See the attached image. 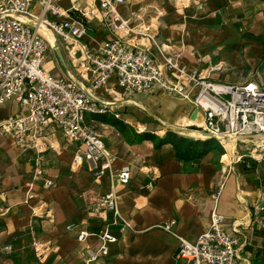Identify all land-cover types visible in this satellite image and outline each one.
I'll list each match as a JSON object with an SVG mask.
<instances>
[{
    "label": "crops",
    "instance_id": "obj_1",
    "mask_svg": "<svg viewBox=\"0 0 264 264\" xmlns=\"http://www.w3.org/2000/svg\"><path fill=\"white\" fill-rule=\"evenodd\" d=\"M185 2L178 10L175 0H127L121 11L150 24L159 43L180 51L181 62L189 69H212L213 81L264 88V0ZM95 37L102 40L108 35L98 30ZM153 52L160 60L157 50ZM60 65L67 74L68 68L61 61ZM105 100L114 104L110 111L88 115V120L113 155L112 169L132 166V182L119 207L134 231L111 244L104 264H188L176 258L177 235L159 225L176 219V234L193 243L209 229L216 211L244 237L241 264H264V213L252 214L255 206L264 205V155L249 157L241 142L228 141L222 147L217 141L214 147L199 145L180 157L177 148L184 142L160 138L167 125L191 127L193 107L188 101L160 90L133 94L128 101L114 102L112 96ZM25 111L16 100L0 103V122ZM57 138L61 140L60 133ZM74 150L73 145L62 144L61 150L43 154L44 169L55 182L47 189L32 180L37 153L21 152L0 134V247L13 246L11 253L0 251V264H86L82 255L86 243L78 241L79 230L110 225L119 235L112 214L109 221L88 214V206L110 189L109 171L96 181L86 164L74 166ZM152 180L155 187L147 190L145 185ZM30 190L34 197L28 199ZM218 191L215 201L212 194ZM72 222L78 227L67 229ZM36 240L49 253L46 259L37 257Z\"/></svg>",
    "mask_w": 264,
    "mask_h": 264
},
{
    "label": "built area",
    "instance_id": "obj_2",
    "mask_svg": "<svg viewBox=\"0 0 264 264\" xmlns=\"http://www.w3.org/2000/svg\"><path fill=\"white\" fill-rule=\"evenodd\" d=\"M126 3L127 0H0V103L16 100L26 110L2 120L0 134L11 139L21 152L37 153L32 180L47 189L55 182L44 169L43 154L61 150L62 144L75 147L74 166L86 164L96 181L106 171L110 173V189L88 206V214L105 221L112 214L111 222L119 235L110 225L96 231L79 230L78 241L86 243L82 250L86 264H104L111 244L127 231H134L119 207L123 191L132 182V166L112 169L113 155L88 120V115L106 114L114 106L105 97L112 96L114 102L128 101L133 94L160 90L188 101L193 110L198 108L204 120L195 119L190 126L215 135L222 144L264 138L263 87L213 81L209 75L212 69H189L181 62L180 51L159 43L150 24L138 15L121 11ZM186 5L185 0H175L178 10ZM198 6L202 9V4ZM98 30L107 32L108 37L96 39ZM56 43L69 70L67 74L59 67ZM243 157L239 155L238 160ZM154 187V180L145 185L147 190ZM219 196L220 191L212 194L215 201ZM32 197L30 190L28 199ZM262 213L264 205L252 210L254 216ZM176 223L171 219L159 227L177 235V259L188 264H241L244 237L238 228L228 227L224 215L214 212L209 229L193 243L176 234ZM77 227L74 222L66 226L70 230ZM33 247L40 260L48 257L40 241H34ZM0 251L11 253L13 246L0 247Z\"/></svg>",
    "mask_w": 264,
    "mask_h": 264
},
{
    "label": "water",
    "instance_id": "obj_3",
    "mask_svg": "<svg viewBox=\"0 0 264 264\" xmlns=\"http://www.w3.org/2000/svg\"><path fill=\"white\" fill-rule=\"evenodd\" d=\"M54 50L56 51V53H57V55L59 57V60L67 67L65 59L63 57V54L61 52V49H60L58 43L55 44ZM191 119L192 120L197 119L198 122H201V121L204 120V115L202 114V112L199 111L198 108H194L193 113L191 115ZM166 129H168V130L170 129V131H173V132H175L177 134H185V135L194 137L196 139H198L200 137V138H203V139H211V140L219 141V139L215 135H213V134H211L209 132H199L197 130H194L193 129V125L191 127H189V128H185V127L173 128L172 126L167 125Z\"/></svg>",
    "mask_w": 264,
    "mask_h": 264
},
{
    "label": "trees",
    "instance_id": "obj_4",
    "mask_svg": "<svg viewBox=\"0 0 264 264\" xmlns=\"http://www.w3.org/2000/svg\"><path fill=\"white\" fill-rule=\"evenodd\" d=\"M161 141H166V140H177L179 143L184 142L185 146H182L181 148H177V154L180 157H184L188 151L190 152L191 150L195 148H199V145L204 148H208L210 144L217 142L216 140H211V139H202V140H196L195 138H190V137H184L181 136L173 131L167 132V134L164 137L160 138Z\"/></svg>",
    "mask_w": 264,
    "mask_h": 264
},
{
    "label": "rangeland",
    "instance_id": "obj_5",
    "mask_svg": "<svg viewBox=\"0 0 264 264\" xmlns=\"http://www.w3.org/2000/svg\"><path fill=\"white\" fill-rule=\"evenodd\" d=\"M59 65H60V62H59ZM61 68H62V66H61ZM173 128H180V127L174 126ZM169 131H170V129L166 130V132H169ZM180 135L184 136V137H188V135H185V134H180ZM244 141L245 142L241 141L240 146L243 148L244 152L248 153L247 156L251 157L254 154V156H258V157L260 156L261 157L264 155V138L249 137V138H246V140H244ZM220 145L223 147V144H220ZM214 146H215V143H213L212 147H214ZM253 148H256L257 150L255 152H252Z\"/></svg>",
    "mask_w": 264,
    "mask_h": 264
},
{
    "label": "bare ground",
    "instance_id": "obj_6",
    "mask_svg": "<svg viewBox=\"0 0 264 264\" xmlns=\"http://www.w3.org/2000/svg\"><path fill=\"white\" fill-rule=\"evenodd\" d=\"M234 148H235V146H234Z\"/></svg>",
    "mask_w": 264,
    "mask_h": 264
}]
</instances>
